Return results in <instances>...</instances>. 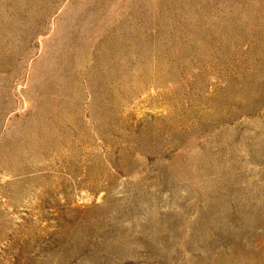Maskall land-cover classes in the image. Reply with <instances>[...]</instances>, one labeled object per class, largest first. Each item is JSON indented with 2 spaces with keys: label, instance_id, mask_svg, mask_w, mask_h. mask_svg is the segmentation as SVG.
<instances>
[{
  "label": "rangeland",
  "instance_id": "374dc122",
  "mask_svg": "<svg viewBox=\"0 0 264 264\" xmlns=\"http://www.w3.org/2000/svg\"><path fill=\"white\" fill-rule=\"evenodd\" d=\"M0 264H264V0H0Z\"/></svg>",
  "mask_w": 264,
  "mask_h": 264
}]
</instances>
